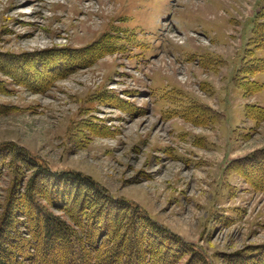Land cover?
I'll list each match as a JSON object with an SVG mask.
<instances>
[{
    "label": "rangeland",
    "instance_id": "rangeland-1",
    "mask_svg": "<svg viewBox=\"0 0 264 264\" xmlns=\"http://www.w3.org/2000/svg\"><path fill=\"white\" fill-rule=\"evenodd\" d=\"M263 4L0 0V144L137 206L189 245L170 264L194 256V264H264V191L247 180L254 171L255 182L264 179V166L248 159L264 148V119L244 112L264 107V88L247 95L240 85ZM89 49L41 89L51 71L35 72L33 54L66 61L55 52L69 50L77 61ZM254 79L263 85L262 73ZM193 102L210 114L205 124L173 115ZM10 180L6 166L0 212Z\"/></svg>",
    "mask_w": 264,
    "mask_h": 264
},
{
    "label": "trees",
    "instance_id": "trees-1",
    "mask_svg": "<svg viewBox=\"0 0 264 264\" xmlns=\"http://www.w3.org/2000/svg\"><path fill=\"white\" fill-rule=\"evenodd\" d=\"M247 44L246 59L240 69L244 82L240 85L245 94L251 95L264 88V83L261 85L254 79L259 73L264 75V4L254 15ZM93 51L76 57L77 61L68 60L75 57L69 50L55 52L64 53L66 61L56 60L53 52L47 53L52 54L48 59L46 53L31 54L30 57H36L31 65L35 72L42 66L51 71L48 83L41 89L50 87L55 77L71 72L78 62L88 60ZM8 74L17 77L13 71ZM25 76L22 77L27 79ZM198 105L193 102L173 115H181L194 124H205L210 114ZM244 112L254 121L264 119V107L258 104L245 105ZM215 117L211 120L215 121ZM248 159L264 166V148L248 155ZM6 166L10 167L11 180L0 212V264H170L189 247L185 240L153 221L137 206L115 199L81 172L52 170L11 142L0 144V177ZM254 172L247 180L264 191L263 177L255 182L253 178L258 171ZM252 253L258 255V251ZM194 258L185 264H194Z\"/></svg>",
    "mask_w": 264,
    "mask_h": 264
},
{
    "label": "bare ground",
    "instance_id": "bare-ground-1",
    "mask_svg": "<svg viewBox=\"0 0 264 264\" xmlns=\"http://www.w3.org/2000/svg\"><path fill=\"white\" fill-rule=\"evenodd\" d=\"M70 52V51H69ZM39 81V80H38ZM119 102V101H118ZM122 102V101H121ZM114 129H116V128H114ZM112 131V130H111ZM84 190V189H83ZM120 212V211H119ZM119 218V217H118ZM156 238V237H155ZM149 241V240H148ZM252 259V258H251ZM176 262V261H175Z\"/></svg>",
    "mask_w": 264,
    "mask_h": 264
}]
</instances>
